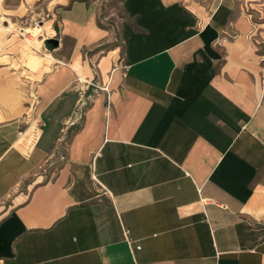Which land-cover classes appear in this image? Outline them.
I'll list each match as a JSON object with an SVG mask.
<instances>
[{"label":"crops","instance_id":"0c3cea01","mask_svg":"<svg viewBox=\"0 0 264 264\" xmlns=\"http://www.w3.org/2000/svg\"><path fill=\"white\" fill-rule=\"evenodd\" d=\"M247 2L121 0L119 41L97 2L55 6L26 130L0 122V264H264ZM74 119L65 161L36 172Z\"/></svg>","mask_w":264,"mask_h":264},{"label":"rangeland","instance_id":"374dc122","mask_svg":"<svg viewBox=\"0 0 264 264\" xmlns=\"http://www.w3.org/2000/svg\"><path fill=\"white\" fill-rule=\"evenodd\" d=\"M69 1L72 0H0V122L17 121L20 133L31 119L37 81L50 70L53 61L48 54L53 46L46 45L45 40L56 39L51 23L55 6ZM93 1L99 5L101 18L106 19L103 25L112 27L117 36L123 19L121 0ZM247 1L260 45L264 82V0ZM55 157H46L36 172L50 177L57 169Z\"/></svg>","mask_w":264,"mask_h":264},{"label":"built area","instance_id":"2783aa9c","mask_svg":"<svg viewBox=\"0 0 264 264\" xmlns=\"http://www.w3.org/2000/svg\"><path fill=\"white\" fill-rule=\"evenodd\" d=\"M75 124H76L75 119L74 121H68L67 123H65V126L61 129L60 133L58 134V137L56 139L54 149H53L54 157L56 156L55 158L57 159L58 162H63L66 159V152H67L68 141H69L68 129H69V126L71 127Z\"/></svg>","mask_w":264,"mask_h":264},{"label":"water","instance_id":"95a60500","mask_svg":"<svg viewBox=\"0 0 264 264\" xmlns=\"http://www.w3.org/2000/svg\"><path fill=\"white\" fill-rule=\"evenodd\" d=\"M46 43L51 44L53 48H56L58 46V41L56 39H46Z\"/></svg>","mask_w":264,"mask_h":264},{"label":"trees","instance_id":"16d2710c","mask_svg":"<svg viewBox=\"0 0 264 264\" xmlns=\"http://www.w3.org/2000/svg\"><path fill=\"white\" fill-rule=\"evenodd\" d=\"M46 45H49L48 43H46ZM50 46V45H49ZM51 48V47H50Z\"/></svg>","mask_w":264,"mask_h":264}]
</instances>
